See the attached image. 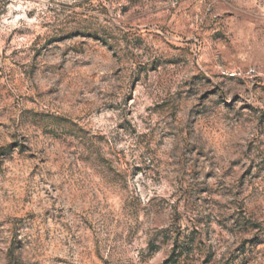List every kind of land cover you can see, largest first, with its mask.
I'll use <instances>...</instances> for the list:
<instances>
[{
    "label": "rangeland",
    "instance_id": "1",
    "mask_svg": "<svg viewBox=\"0 0 264 264\" xmlns=\"http://www.w3.org/2000/svg\"><path fill=\"white\" fill-rule=\"evenodd\" d=\"M210 5L0 0V264H264V52L252 49L250 64L243 52L218 55L231 74L212 72L201 59L204 41L219 42L236 13L215 16ZM206 101L235 113L230 127L248 133L231 158L210 159L191 142L167 164L142 152L127 178L155 172L153 187L127 199L110 182L96 191L43 177L48 190L25 183L42 165L71 168L74 155L70 143H61L63 161L29 152L35 163L26 170L22 129L36 113L71 122L100 145H121L118 165L127 140L152 154L175 142ZM162 166L178 168L175 185L160 179Z\"/></svg>",
    "mask_w": 264,
    "mask_h": 264
},
{
    "label": "clouds",
    "instance_id": "2",
    "mask_svg": "<svg viewBox=\"0 0 264 264\" xmlns=\"http://www.w3.org/2000/svg\"><path fill=\"white\" fill-rule=\"evenodd\" d=\"M216 11L215 16H223L227 11L236 13L232 22L224 29L222 38L217 43H209L204 41V55L201 57L204 61H210L212 72H228L231 74L230 68L220 67L217 63V56L223 57L225 60H231V53L243 52L247 57L245 63H251L250 52L254 48H258L264 52V0H213V5ZM151 7V6H149ZM239 58V57H237ZM211 73H209L210 75ZM219 83L218 81L216 82ZM210 87V85H206ZM228 87L233 85L228 83ZM194 88L198 91H203L200 82L194 84ZM240 91V89H235ZM171 91V86L165 90ZM227 92V89H225ZM228 100V97H225ZM239 107V105H237ZM202 111L193 112L191 122L188 128L177 134L175 142H166L163 147L156 149L152 154L146 153L143 144L137 146L135 139L127 140L123 145L126 155L121 157V163L115 164V157L119 155L117 149L121 145L103 146L98 144L90 133H85L83 129L74 126L71 122L61 121L55 116L49 115L47 112H39L30 117L35 121V125L22 129L29 137L24 141L26 148L24 157L19 158L26 170H31V166L35 161H28L26 157L29 152L36 153L38 157L60 158L62 161L65 154L61 152V143L72 144L73 148L69 149L74 153L71 159L72 167L68 168L65 164L64 168L56 169L53 165H42L40 176L34 177L31 180H25V183L39 189L48 190V183H40L41 177L45 181H50L60 185L64 181L71 183L72 181L82 185L85 191H96L97 188L103 190L104 182H110L112 190L118 192L120 196L129 198L136 193L143 192L146 188L153 187L155 172H150L147 177L144 175L137 176L135 180L127 178V172L131 168V163L135 160L136 163H141L140 153H145V158L164 160L165 164L169 160H179L180 151L183 144L191 142L193 145L202 147L205 152H208L210 159L217 161L231 158V154L237 151V141L243 143L242 138H248V133L233 131L230 127V121L227 117L235 116V113L228 112L224 108H218L214 103L205 102L201 105ZM53 112L57 109H52ZM167 123V121H164ZM180 127L183 128V121H177ZM150 127H156V120L149 121ZM162 123L160 127H163ZM251 134L254 135V126H250ZM15 128L9 129V132L15 131ZM55 138V139H54ZM264 139V137H261ZM178 146V147H177ZM112 149V155L109 154L108 148ZM155 148V144L152 145ZM43 149V151H41ZM211 150V151H209ZM19 152V149L16 150ZM238 154V153H237ZM15 155V153H14ZM77 157L79 159H77ZM109 157V159H105ZM79 160H86L87 165H81ZM110 161L113 163L110 165ZM115 167V171H113ZM176 167V166H174ZM52 168V173L48 174V169ZM165 170V167L160 168V179L167 178L175 185V175ZM117 173H124L118 175ZM26 176V172L24 174ZM103 178V179H102ZM145 188H141V184ZM107 196V192H105ZM54 196H60L61 192L53 193Z\"/></svg>",
    "mask_w": 264,
    "mask_h": 264
}]
</instances>
